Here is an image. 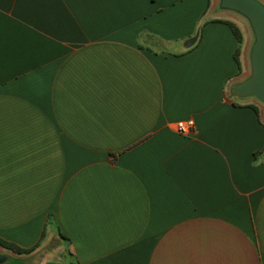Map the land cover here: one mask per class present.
Instances as JSON below:
<instances>
[{"label": "crops", "instance_id": "1", "mask_svg": "<svg viewBox=\"0 0 264 264\" xmlns=\"http://www.w3.org/2000/svg\"><path fill=\"white\" fill-rule=\"evenodd\" d=\"M217 4L0 0V237L43 232L60 264H264V106L231 92L251 42Z\"/></svg>", "mask_w": 264, "mask_h": 264}, {"label": "water", "instance_id": "2", "mask_svg": "<svg viewBox=\"0 0 264 264\" xmlns=\"http://www.w3.org/2000/svg\"><path fill=\"white\" fill-rule=\"evenodd\" d=\"M220 9L236 13L249 22L253 38L248 50L249 74L231 86L237 98L254 97L264 105V1L217 0ZM196 36L189 40V44ZM22 259L0 251V264H22Z\"/></svg>", "mask_w": 264, "mask_h": 264}, {"label": "rangeland", "instance_id": "3", "mask_svg": "<svg viewBox=\"0 0 264 264\" xmlns=\"http://www.w3.org/2000/svg\"><path fill=\"white\" fill-rule=\"evenodd\" d=\"M262 1H264V0H262ZM229 16L231 18L235 19L239 23V25L243 29L246 40L248 41V44H249L253 38V34L251 32L248 20L246 18L240 17L239 15L233 14V13L230 14ZM262 106H264V105L262 104ZM263 113H264V111H263ZM263 117H264V114H263ZM57 242H58V240L54 239V240L50 241L49 244L45 247V248H48L49 246L53 245L55 248H51L52 250H50V251H47V250H45V248H42L43 245L40 243L39 244V250L35 254H34V251H35L34 250L30 254L17 255L15 253H13L9 250L3 249L1 247H0V251H3L7 254H10L11 256H14V257L21 258L22 262H23L22 264H45L46 262L53 261L51 259H53L54 255H53V257H51L50 254L57 252L56 251L57 250L56 245L58 244ZM54 259H55V257H54Z\"/></svg>", "mask_w": 264, "mask_h": 264}, {"label": "trees", "instance_id": "4", "mask_svg": "<svg viewBox=\"0 0 264 264\" xmlns=\"http://www.w3.org/2000/svg\"><path fill=\"white\" fill-rule=\"evenodd\" d=\"M224 22L230 26L232 33L234 34V36L237 40V43L240 44L242 41V35H241L238 27L233 22H230V21H224ZM237 54H238V51L236 53V58H237ZM252 107L254 109H256L255 106L252 105ZM59 235L62 238L67 239L66 236H64V234H62L61 232H59ZM42 237H43V232H42L41 237L38 240V242L36 244H34L33 246H30V247H23V246H20L11 240H7L5 238L0 237V247L3 249L9 250V251H11L17 255L30 254L31 252H33L36 249V247H38ZM45 264H60V263H58V262H46Z\"/></svg>", "mask_w": 264, "mask_h": 264}, {"label": "built area", "instance_id": "5", "mask_svg": "<svg viewBox=\"0 0 264 264\" xmlns=\"http://www.w3.org/2000/svg\"><path fill=\"white\" fill-rule=\"evenodd\" d=\"M175 130L183 136H193L196 133V126L193 119L180 120L175 125Z\"/></svg>", "mask_w": 264, "mask_h": 264}]
</instances>
